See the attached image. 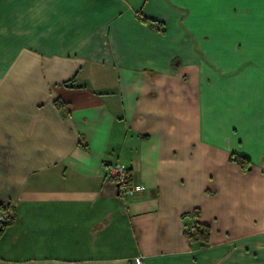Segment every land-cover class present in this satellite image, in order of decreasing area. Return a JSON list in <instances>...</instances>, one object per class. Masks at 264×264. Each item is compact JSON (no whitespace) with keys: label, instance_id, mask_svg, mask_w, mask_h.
<instances>
[{"label":"crops","instance_id":"crops-1","mask_svg":"<svg viewBox=\"0 0 264 264\" xmlns=\"http://www.w3.org/2000/svg\"><path fill=\"white\" fill-rule=\"evenodd\" d=\"M0 206V264H264V0H0Z\"/></svg>","mask_w":264,"mask_h":264},{"label":"built area","instance_id":"built-area-1","mask_svg":"<svg viewBox=\"0 0 264 264\" xmlns=\"http://www.w3.org/2000/svg\"><path fill=\"white\" fill-rule=\"evenodd\" d=\"M109 175L113 182L118 186V195L122 198H132L135 193L141 192L144 188L137 183H133L127 173V169L123 165L115 164L109 171ZM12 215L8 209L0 206V230L11 221ZM196 231L195 225L191 222L186 227V238ZM133 264H144L140 258L135 259Z\"/></svg>","mask_w":264,"mask_h":264},{"label":"trees","instance_id":"trees-1","mask_svg":"<svg viewBox=\"0 0 264 264\" xmlns=\"http://www.w3.org/2000/svg\"><path fill=\"white\" fill-rule=\"evenodd\" d=\"M56 103L58 105L59 104V101H56ZM231 160L234 161V162H236L237 164H239L240 167L244 171H249V169H250L249 162L246 161L244 158L239 157V156L238 157H235L234 155H232ZM191 215H192V217H194V214H191ZM187 217H189V215ZM192 223L195 225L196 231L192 235H190L188 237V239H187V240H189L188 242L189 243L202 242V243H205L206 244L208 242V237H209V232H208L207 228L204 227L203 225H201L196 220L192 221Z\"/></svg>","mask_w":264,"mask_h":264},{"label":"water","instance_id":"water-1","mask_svg":"<svg viewBox=\"0 0 264 264\" xmlns=\"http://www.w3.org/2000/svg\"><path fill=\"white\" fill-rule=\"evenodd\" d=\"M117 188H118V186H117Z\"/></svg>","mask_w":264,"mask_h":264}]
</instances>
